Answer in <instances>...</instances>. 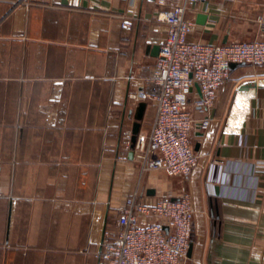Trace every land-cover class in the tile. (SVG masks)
I'll list each match as a JSON object with an SVG mask.
<instances>
[{
    "label": "crops",
    "instance_id": "obj_1",
    "mask_svg": "<svg viewBox=\"0 0 264 264\" xmlns=\"http://www.w3.org/2000/svg\"><path fill=\"white\" fill-rule=\"evenodd\" d=\"M159 0H0V264H105L117 213L187 194L192 264H262L264 64L237 65L210 106L180 96L198 164L186 176L141 171L123 146L133 114L154 104L166 25ZM199 15H206L201 21ZM187 40H264L263 0H208L186 11ZM159 46V49L156 47Z\"/></svg>",
    "mask_w": 264,
    "mask_h": 264
},
{
    "label": "built area",
    "instance_id": "obj_2",
    "mask_svg": "<svg viewBox=\"0 0 264 264\" xmlns=\"http://www.w3.org/2000/svg\"><path fill=\"white\" fill-rule=\"evenodd\" d=\"M264 1V0H263ZM168 7L156 20L166 25L155 68L140 79L143 94L155 113L147 133H138L133 158L141 171L162 169L186 176L198 164L192 143L195 120L180 96L195 84L200 104L210 106L219 88L230 78L231 64H264V40L211 44L187 40L193 21L186 11L193 3L208 0H159ZM130 134L123 146L130 149ZM194 209L184 194L145 203L136 193L117 213V234L105 240L99 252L105 264H190L187 251L193 232Z\"/></svg>",
    "mask_w": 264,
    "mask_h": 264
},
{
    "label": "water",
    "instance_id": "obj_3",
    "mask_svg": "<svg viewBox=\"0 0 264 264\" xmlns=\"http://www.w3.org/2000/svg\"><path fill=\"white\" fill-rule=\"evenodd\" d=\"M206 17H207L206 15H199V18L201 19V21H204V19H206ZM156 49H159V46H157ZM244 64H245L244 62L232 63L231 68H233L234 66H237V65H244ZM195 87H197V89L200 92L199 86L197 84H195ZM200 94H201V92H200ZM145 107H146V102L144 100L138 102V104L135 108L134 114H133L134 122L132 124V130H131L132 134H131V138H130V150L128 153L130 158H132L134 155L133 148H134L136 137L140 131L141 120L143 119ZM174 199H176V198H174ZM193 243H194V239H193V236L191 235L190 240H189V247H188V251H187V256L189 258L191 257V254H192ZM262 264H264V258H263Z\"/></svg>",
    "mask_w": 264,
    "mask_h": 264
},
{
    "label": "rangeland",
    "instance_id": "obj_4",
    "mask_svg": "<svg viewBox=\"0 0 264 264\" xmlns=\"http://www.w3.org/2000/svg\"><path fill=\"white\" fill-rule=\"evenodd\" d=\"M189 263L192 264V263L190 262V259H189Z\"/></svg>",
    "mask_w": 264,
    "mask_h": 264
},
{
    "label": "bare ground",
    "instance_id": "obj_5",
    "mask_svg": "<svg viewBox=\"0 0 264 264\" xmlns=\"http://www.w3.org/2000/svg\"><path fill=\"white\" fill-rule=\"evenodd\" d=\"M263 260V259H262ZM263 262V261H262Z\"/></svg>",
    "mask_w": 264,
    "mask_h": 264
}]
</instances>
